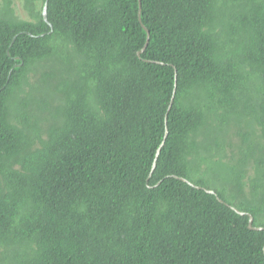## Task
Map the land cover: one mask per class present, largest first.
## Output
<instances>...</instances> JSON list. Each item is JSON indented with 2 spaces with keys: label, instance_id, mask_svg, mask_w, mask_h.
Wrapping results in <instances>:
<instances>
[{
  "label": "trees",
  "instance_id": "obj_1",
  "mask_svg": "<svg viewBox=\"0 0 264 264\" xmlns=\"http://www.w3.org/2000/svg\"><path fill=\"white\" fill-rule=\"evenodd\" d=\"M1 1L0 264H264V0Z\"/></svg>",
  "mask_w": 264,
  "mask_h": 264
},
{
  "label": "rangeland",
  "instance_id": "obj_2",
  "mask_svg": "<svg viewBox=\"0 0 264 264\" xmlns=\"http://www.w3.org/2000/svg\"><path fill=\"white\" fill-rule=\"evenodd\" d=\"M0 2H2L0 0ZM12 2V7L14 9V14L17 18L22 19V20H29L27 12L23 9V2L22 0H11ZM37 9H40L41 5L38 3Z\"/></svg>",
  "mask_w": 264,
  "mask_h": 264
},
{
  "label": "water",
  "instance_id": "obj_3",
  "mask_svg": "<svg viewBox=\"0 0 264 264\" xmlns=\"http://www.w3.org/2000/svg\"><path fill=\"white\" fill-rule=\"evenodd\" d=\"M139 9H140V5H139ZM42 16H43V20L45 22H47V19H46V4L44 5L43 11H42ZM138 16H139V20H140V10L138 12ZM143 29L145 30V28H143ZM146 36H147L146 37V42H145V45H144L143 49L141 50V53L145 50V48L147 47L148 42H149V33L147 31H146ZM165 137H166V132H165ZM162 144H163V142H162ZM158 153H159V151H157V155H158ZM153 168H154V165H153ZM209 193L212 194V192H209ZM252 223H253V220L250 217L249 218V222H248V229L249 230H255V231L261 230L260 228H253Z\"/></svg>",
  "mask_w": 264,
  "mask_h": 264
}]
</instances>
